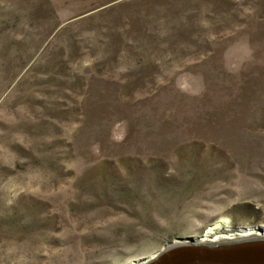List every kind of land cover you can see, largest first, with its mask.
I'll return each instance as SVG.
<instances>
[{
    "label": "rangeland",
    "instance_id": "374dc122",
    "mask_svg": "<svg viewBox=\"0 0 264 264\" xmlns=\"http://www.w3.org/2000/svg\"><path fill=\"white\" fill-rule=\"evenodd\" d=\"M254 227L264 0H0V264Z\"/></svg>",
    "mask_w": 264,
    "mask_h": 264
},
{
    "label": "water",
    "instance_id": "95a60500",
    "mask_svg": "<svg viewBox=\"0 0 264 264\" xmlns=\"http://www.w3.org/2000/svg\"><path fill=\"white\" fill-rule=\"evenodd\" d=\"M132 264H264V229L177 238L151 256Z\"/></svg>",
    "mask_w": 264,
    "mask_h": 264
}]
</instances>
